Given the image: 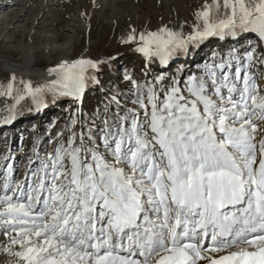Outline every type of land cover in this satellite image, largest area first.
Returning <instances> with one entry per match:
<instances>
[{
	"label": "snow or ice",
	"instance_id": "6c2138e0",
	"mask_svg": "<svg viewBox=\"0 0 264 264\" xmlns=\"http://www.w3.org/2000/svg\"><path fill=\"white\" fill-rule=\"evenodd\" d=\"M197 18L195 35L140 34L137 51L166 64L226 30L264 38V0H213ZM96 67L63 63L52 83L80 96ZM252 68L249 53L186 82L134 83V107L115 101L102 127L73 135L27 183L6 166L0 234L15 264H264V75Z\"/></svg>",
	"mask_w": 264,
	"mask_h": 264
},
{
	"label": "rangeland",
	"instance_id": "374dc122",
	"mask_svg": "<svg viewBox=\"0 0 264 264\" xmlns=\"http://www.w3.org/2000/svg\"><path fill=\"white\" fill-rule=\"evenodd\" d=\"M212 2L0 0L1 59L21 63L24 55L33 54L34 47L39 69H57L63 63L80 59L92 60L97 65L86 74L93 79H86L80 101L78 96L61 97L58 93L63 90L43 78L15 77L13 81V75L0 67V182L8 174L6 166L10 165V178L27 183L25 177L31 170L49 160L57 147L66 146L73 135L79 137L90 129L102 127V121L118 110L115 101L119 102V110L134 107L131 103L137 91L134 83L156 82L161 75L169 84L172 80L186 82L223 61L243 64L249 53L252 54L251 71L257 73L259 82V76L264 75V63H261L264 38L256 31L226 30L192 41L178 49L166 64L158 57L149 60L134 47L141 44L140 34L159 32L162 28L181 33L185 38L195 35L197 25L203 28L197 14ZM45 4L46 10L35 25L37 14ZM14 13L23 15L18 23H14L11 16ZM81 20L84 27L79 31ZM33 34L38 36L39 42L33 41ZM52 35L61 38L53 42L40 41ZM129 35L136 39L125 43ZM62 53L69 56L64 62L55 63ZM21 81L30 83L33 89L43 90L29 95ZM21 96L24 98L20 99ZM9 246L7 237L0 234V264H15V257L6 250Z\"/></svg>",
	"mask_w": 264,
	"mask_h": 264
},
{
	"label": "bare ground",
	"instance_id": "6f19581e",
	"mask_svg": "<svg viewBox=\"0 0 264 264\" xmlns=\"http://www.w3.org/2000/svg\"><path fill=\"white\" fill-rule=\"evenodd\" d=\"M4 7L5 8H7L8 7V4H6V5H4ZM46 7H47V5L45 4V5H43V7L41 8V10H39V12H38V16L36 17V22H34L35 23V25H37L38 23H37V21H38V19H39V17H41L42 16V14L45 12V10H46ZM41 15H40V14ZM14 14H16V13H14ZM14 14L12 15L11 14V16L12 17H14V23H18L19 21H20V17L21 16H23V15H21V14H16L15 16H14ZM83 27H84V23H83V21L81 20V22L79 23V31H82V29H83ZM18 33H22L23 35H25L26 33L25 32H21V31H17ZM27 34H30V33H27ZM33 38V41H37V42H39V38H38V36H36L35 34H33V36H32ZM61 37L60 36H58V35H56V36H44V38L43 39H41L40 41H46V42H53V41H57V40H59ZM36 43H34L33 42V45L34 46H36L35 45ZM140 46V44H137L136 46H134L135 48H138ZM134 48V49H135ZM35 49V50H34ZM51 51H53V50H51ZM35 52H37V48H34L33 47V54H26V55H24V58H23V60H22V62L21 63H17V62H14V61H12L11 59H9V58H6V59H1L0 58V67L3 69V70H5V71H7V72H9L11 75H14L15 77H18V78H34V77H37V78H43V79H46L47 80V82L49 83V84H51V86H53V87H59V85H53V81H59L60 79H61V76H60V74H58V73H50V70L51 69H45V68H43V69H39V68H37V63H36V61H35V58H34V55H35ZM69 55H67V54H64V53H62V54H60L58 57H57V59H56V62L55 63H60V62H64L66 59H67V57H68ZM89 72V71H88ZM60 88V87H59ZM61 90H63V89H61ZM4 95V94H3ZM58 95H61L60 93H58ZM70 97V96H64V95H61V97ZM71 97H73V96H71ZM34 147V146H33Z\"/></svg>",
	"mask_w": 264,
	"mask_h": 264
}]
</instances>
